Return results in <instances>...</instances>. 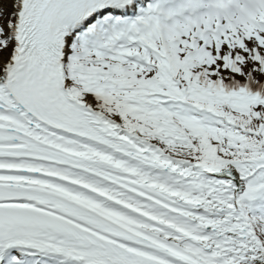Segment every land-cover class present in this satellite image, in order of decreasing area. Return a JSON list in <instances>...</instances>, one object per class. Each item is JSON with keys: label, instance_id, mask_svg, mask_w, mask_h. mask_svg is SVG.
<instances>
[{"label": "snow or ice", "instance_id": "obj_1", "mask_svg": "<svg viewBox=\"0 0 264 264\" xmlns=\"http://www.w3.org/2000/svg\"><path fill=\"white\" fill-rule=\"evenodd\" d=\"M0 264H264V0H0Z\"/></svg>", "mask_w": 264, "mask_h": 264}]
</instances>
